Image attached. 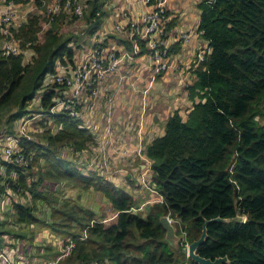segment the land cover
Returning <instances> with one entry per match:
<instances>
[{
    "label": "trees",
    "instance_id": "1",
    "mask_svg": "<svg viewBox=\"0 0 264 264\" xmlns=\"http://www.w3.org/2000/svg\"><path fill=\"white\" fill-rule=\"evenodd\" d=\"M35 1L45 8L42 0ZM76 1L66 10L65 0H59L62 7L50 14L43 38L38 14H29L21 26L12 28L20 48H29L32 54L0 51V133H15L17 118L36 112L49 113L59 126L56 132L48 127L32 137L17 135L22 150L34 153L27 166L3 159L0 152L5 166L0 170V191L5 189L3 181L20 197L31 199L14 201L2 213L12 215L19 228L39 220L37 204L43 203L44 220L64 238L58 252L70 244L57 264H176L161 215H168L190 242L201 234L205 219L238 213L244 215L242 221H210L198 252L211 258L227 256L222 264H264V0H198L197 29L207 39L209 51H203L200 60L194 53L190 82L183 90L185 101L167 113L163 132L144 140L143 151L133 161L122 160L128 166L124 176L113 174L114 169L84 165V158L100 159L91 151L98 141L90 125L65 111H50L52 97L64 85L43 84L45 74L55 73L65 55L73 63L79 50L89 52L92 39L85 43L82 39L92 37L106 14L108 0H82L85 31L73 34L66 23L79 19L74 13ZM129 25H125L128 32ZM119 32L107 34L95 46L105 47L111 35L130 48V34L120 39ZM3 37L0 24V40ZM139 44L136 55L147 50L144 40ZM171 48L175 49L168 47V61ZM152 74L154 79L160 77L153 68ZM37 95L39 105L33 109L29 104ZM143 161L150 169L143 188L149 193L136 192L140 182L136 171L131 172ZM64 187L75 189L76 197L58 194ZM152 190L159 199L148 200ZM84 191L103 195L113 208L109 221L82 203ZM5 220L0 219V240L9 232L3 229ZM17 242L26 263L36 264L37 256L32 251L26 255ZM187 264L199 263L189 258Z\"/></svg>",
    "mask_w": 264,
    "mask_h": 264
},
{
    "label": "crops",
    "instance_id": "2",
    "mask_svg": "<svg viewBox=\"0 0 264 264\" xmlns=\"http://www.w3.org/2000/svg\"><path fill=\"white\" fill-rule=\"evenodd\" d=\"M17 13L23 19L27 20L28 15L23 8H42L40 4H37L35 0H15ZM44 0H42L43 2ZM51 1V0H48ZM198 0H167L166 11L169 16L170 29L165 35V43L168 47H174V52L171 53L169 58V68L158 74L160 77L154 79L152 74V67L148 65V57L144 54L136 55L133 59H122L117 68L112 71L113 76H110V81L104 88H112L114 95L112 96V103H105L102 106L97 105V101L94 104H90L89 111H83L84 115L89 114L90 119L92 114L97 111L99 118L97 120H90L87 124L91 128H95L100 138H95L98 141V146L92 147V151L100 156L99 161L107 163L108 160H128L129 158H135L139 155L143 148L151 137L145 133L146 129L152 126L153 121L161 120L162 126L157 122L156 132L153 134H161L163 132V126L167 119V109L175 107V105L181 101H185L184 88L190 82V72L188 68L192 57L196 51L201 49L202 51H209L208 41L201 36L198 31L199 24V9L197 7ZM7 3L5 0H0V9ZM150 5L146 0H108L104 9L106 10V16L102 19L101 25L94 33L98 36L106 37L115 31L114 24L116 22L126 23L139 22L142 15L150 10ZM44 30L47 28V24H43ZM189 32L190 36L186 40H182L180 34L182 32ZM44 31H40L39 37L43 38ZM117 35V38L124 39L128 37L129 32L127 29L121 30ZM90 36L82 42L90 41ZM4 39L0 40V47L3 44ZM106 49L114 47L117 50H123L126 47V43L113 38L111 35L107 38ZM84 53L83 50H79L78 54ZM25 56L32 54V50L26 48L24 51ZM144 93V97L142 94ZM180 94V98H176V95ZM187 100V99H186ZM173 102L174 105H171ZM188 104V100L185 102ZM111 106L112 115H104V110H107V106ZM102 110V111H101ZM160 111L162 113H160ZM116 126V127H115ZM118 126L122 127L119 129ZM118 129V132L114 130ZM135 127H138L137 134L134 131ZM127 130V133L124 132ZM97 135V134H96ZM105 135V136H104ZM139 135V139H137ZM137 142V145L135 143ZM138 150V154L137 151ZM141 170L149 173L150 169L147 164L140 163ZM102 165V164H101ZM4 168V167H3ZM121 176V175H117ZM150 177V173L148 175ZM140 185L137 184V191L144 190L143 188L148 185L145 181ZM146 185V186H145ZM159 199V196L152 190L148 200ZM146 202V201H145Z\"/></svg>",
    "mask_w": 264,
    "mask_h": 264
},
{
    "label": "built area",
    "instance_id": "3",
    "mask_svg": "<svg viewBox=\"0 0 264 264\" xmlns=\"http://www.w3.org/2000/svg\"><path fill=\"white\" fill-rule=\"evenodd\" d=\"M6 1L7 3L0 9V24L2 33L4 34V41L0 47V51L3 54L11 52L15 54L19 52L24 53L25 49L20 48L19 39L12 34V28L21 26L25 20H23L17 13L15 5L16 1ZM72 1L75 0H65L64 8L66 10L69 9ZM146 1L152 3V8L142 15L139 22L128 21L124 24L119 22L114 24L115 31H121L126 29L125 25L130 22L128 27L131 43L130 48L117 50L111 46L108 50L111 53H108V51L104 50V47H101L100 45L95 46V43L103 41L104 37L93 34L91 37L92 47L89 52L83 50L84 53L78 54L73 63H71L65 55L63 57L64 62H57L55 73L45 74L46 76L43 78V84L57 83L64 85L63 87H60L58 93L52 97L53 104L50 111L62 110L74 117L83 118V111H85V107H87L88 103L86 101L91 97L98 96L100 88L102 87L100 81L104 75L114 71L122 59H133L140 49L139 40L145 41L147 50L143 54L149 59L148 65L155 69L157 73L165 72L169 68L168 45L162 37L165 33L167 22L169 21V16L165 13L167 0ZM76 2L74 13L79 15L80 18L83 13V4H81L79 0ZM61 7L62 5L59 0H53L52 4L46 8L48 19L50 20L51 13L60 11ZM189 36L190 33L188 31L180 34L182 40L188 39ZM195 53L197 59H203L204 52L201 49ZM93 83L95 84V87L93 86ZM113 95L114 94L109 95L106 93L105 103H112ZM142 96L144 97V93ZM36 100L39 101L38 98H36ZM107 112L108 116L112 115L110 105L107 106ZM31 114L23 116L21 120L25 119L27 116H31ZM25 125L27 124H23L22 128H24L23 126ZM14 127H17L16 121ZM91 132L95 135L96 139L100 138V135L95 128H91ZM17 135L23 134L10 135L8 133H0V152L3 155V159L27 166L33 160L34 153L22 150V147L19 144L20 139ZM2 141L6 142V144L3 145ZM1 148L3 151H1ZM3 167L5 168V166ZM4 168L1 171H4ZM143 173H146L145 170ZM1 183L4 184L5 189L0 191V219L4 218L2 211L3 209H6L4 204L7 199L3 196L8 197L12 191L6 183L3 181ZM69 247L70 244L68 243L66 247H64L65 249L63 250V253H66L65 251L68 250ZM0 264H27L26 257L21 251L17 241L6 240L4 238L0 240Z\"/></svg>",
    "mask_w": 264,
    "mask_h": 264
},
{
    "label": "rangeland",
    "instance_id": "4",
    "mask_svg": "<svg viewBox=\"0 0 264 264\" xmlns=\"http://www.w3.org/2000/svg\"><path fill=\"white\" fill-rule=\"evenodd\" d=\"M52 2H53V0H51V1L44 0L43 4H44L45 8H39V7L27 8L25 6L23 8V10H25L27 15H29L31 13L38 14L40 16L41 27L44 23L47 24V27H48L50 22H49L47 14H46V8L49 5H51ZM79 2L82 4L83 1L80 0ZM197 7H198V5H197ZM198 9H199V20H200V8L198 7ZM105 16H106V14L104 15V18H105ZM84 26H85L84 21H83L81 16L79 19L75 20L74 22L66 23V29L69 31L71 30V33H73V34L78 33L80 35H83L84 31H85ZM41 31L43 33V31H44L43 27H42ZM40 38H42V37H40ZM84 41H87V39H85ZM104 50L108 51V49H106V46L104 47ZM108 53H111V52L108 51ZM110 76H113V73H106L104 75V77L102 78V80L100 81V85L104 86L110 80ZM106 93L109 95L114 94V90L112 88L101 87L100 93L98 94L97 97H91L90 99H88L86 101L88 103H87V107H85V111L86 110L89 111L88 109H90V107L94 104L95 100L97 101L98 106H102L104 104V101H105V94ZM36 98H38V95L35 96L34 102H33V100H31V103L29 104V106L32 107L33 109L37 105H39V101H37ZM176 98H180V94L176 95ZM90 104H92V105L90 106ZM170 104L174 105L173 102H170ZM166 109H167V113L172 112L174 110L173 107L166 108ZM103 112L105 113L104 115L108 114L107 110H104ZM160 113H162V112L160 111ZM48 115H50V114H46L44 112H41V113L36 112V113L31 114V116H27L25 119H22V120H21L22 116L17 118V120H16L17 127L16 128L14 127L15 133L10 134V135L22 133L23 136L32 137L34 133H35V135L39 134L40 131H42L43 129H47L48 127L51 131L56 132L57 128L59 126H57L55 124L54 120ZM83 118H85L87 123H88L90 120H92V121L97 120L99 118V113L97 111H95L92 114L91 119H90L89 114L84 115ZM40 119H43V123H41ZM23 124H27V125L23 126L24 128H22ZM156 127H157V122L153 121L152 126H150L148 129H146L145 133L148 134L149 137L153 136V134L156 132L155 131ZM118 128L122 129V127H120V126H118ZM114 130L116 131V133L118 132V129L115 128ZM134 131L137 134L138 127H135ZM124 132L127 133V130H124ZM1 133H4V132H1ZM138 136L139 135H137V139H139ZM2 142H3V145L6 144V142H4V141H2ZM135 145H137V142L135 143ZM95 146H96V144L93 147H95ZM61 149H62V151H64L63 153L69 155V149L66 146L61 147ZM1 151H3L2 148H1ZM136 152L138 154V150ZM42 161H43V159H42ZM81 161H85L84 165L92 166L96 169L97 168L98 169L107 168V170L114 169V170H116L115 173H113L115 175L121 174L124 176V172L128 171V166L126 169L125 165L122 163V160H114L113 161L110 159V162H108V164H111V165L104 164L103 166L101 165L102 160L99 161V159H95V161H91V159L84 158ZM131 161H133L132 157L127 160V162H131ZM142 163H146V162L143 161ZM140 165H142V164L139 163L137 165H134L132 168V170H134V171H131V172L134 175V173L136 171L135 174H136L137 178H139L141 183H143V181H145L147 183V180H150V178L148 177V173H143V171H141L139 173V171L141 170ZM2 169H3V165L0 161V170H2ZM35 169H36V166H35ZM119 169L121 171H117ZM82 170L86 171V168H83ZM11 176H14V174L12 173ZM62 190H63V192H61V190H60V192L58 193L61 196L72 195L73 197H76L77 191L75 189L72 190V188L64 187ZM144 191L149 193L148 189H144ZM80 195H81L80 199L84 205L90 207L91 209H93L95 211H98L99 212V213H97L98 215L103 213L102 216L104 217L105 220L108 219V221H109V218L110 219L112 218V216H113V210L112 209L113 208H111L110 206L108 207V203L101 193L94 192V191H87V192L84 191V192H81ZM3 197L7 199L5 204H4L5 208H8V207L12 208L11 205H13V202L17 201V200H19V201L23 200V202L31 200L30 198L20 197L18 195V193H16V192L13 193L12 191L8 197H5V196H3ZM37 208H38V210H36L35 215H37L39 220H37V221H35L29 225H24V226L19 227V228L14 226V224L12 223V219H11V218H13L12 215H10L9 213H6L4 215L2 213V215L6 219L3 223V229L5 231L11 232V233L8 232L7 235L4 236V239L12 240V241H17V239H18L20 241L21 247H22V249L26 255H31L30 251H32V253H34L37 256L36 264H57V261H56L57 258L63 254L61 252L59 253L58 250L60 249L64 238L62 237V234H60V232L53 231L49 227L50 221L44 220V218H46V217H45V210H42L43 208H45L43 203L38 202ZM98 217H100V216H98ZM174 227H175V233L177 234L178 238H177L176 243L171 242L170 245L176 251V255H177L176 264H187V260L189 259V256L187 255V252H186L187 251L186 242L188 243V241L185 239V236L183 235L184 233L179 232L178 226L175 225ZM68 229L69 228H65L66 231H68ZM64 236L66 238L68 237L66 232H65Z\"/></svg>",
    "mask_w": 264,
    "mask_h": 264
},
{
    "label": "water",
    "instance_id": "5",
    "mask_svg": "<svg viewBox=\"0 0 264 264\" xmlns=\"http://www.w3.org/2000/svg\"><path fill=\"white\" fill-rule=\"evenodd\" d=\"M244 219V215L235 213L232 216H228V217H220V216H214L208 219H205L203 225H202V230H201V234L191 240L190 242H188L187 244V255L189 256V258H191L193 261L199 263V264H222L223 261H227L228 258L227 256L223 255V256H216L214 258L211 257H206L201 255L198 252V247L200 244H202L207 236V224L210 221H214V220H220V221H242ZM159 220L161 222V224L163 225L164 229H165V240H167L169 242V244H171V242H177V234L175 233V227L173 225V223H171L170 218L168 215L163 214L159 217Z\"/></svg>",
    "mask_w": 264,
    "mask_h": 264
},
{
    "label": "clouds",
    "instance_id": "6",
    "mask_svg": "<svg viewBox=\"0 0 264 264\" xmlns=\"http://www.w3.org/2000/svg\"><path fill=\"white\" fill-rule=\"evenodd\" d=\"M171 221V220H170ZM186 244H188L187 242H186Z\"/></svg>",
    "mask_w": 264,
    "mask_h": 264
}]
</instances>
